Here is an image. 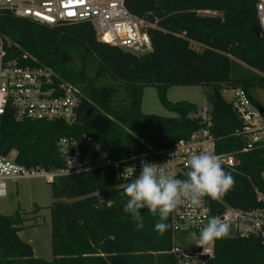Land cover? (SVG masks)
<instances>
[{"label":"trees","instance_id":"16d2710c","mask_svg":"<svg viewBox=\"0 0 264 264\" xmlns=\"http://www.w3.org/2000/svg\"><path fill=\"white\" fill-rule=\"evenodd\" d=\"M132 15L148 27L152 51L136 55L100 42L89 22L47 26L10 14H0V33L10 57L29 66H44L77 85L82 97L73 122L16 121L7 111L0 125V153L17 152L26 167L59 169L62 159L55 142L61 136L90 135L116 158L161 150L188 138L209 117L218 153H231L235 164L224 167L234 187L219 201L206 197L210 216L226 206L254 208V190L264 194V143L242 151V121L224 92L242 88L261 106L254 91H264V36L258 27L255 0H124ZM196 45L197 47L193 46ZM25 55L26 59H22ZM172 85H200L208 103L170 101ZM156 90L161 105L175 117L144 114V87ZM89 107L109 120L104 134L83 119ZM264 119V113L262 114ZM126 185L111 169L59 176L50 183L51 247L49 261L34 256L18 233L24 227L19 212L0 214V264H173L170 227L155 231L158 216L142 209L144 228L137 230L124 212ZM170 225L169 219L166 221ZM209 264H264V246L255 238L228 232L213 242Z\"/></svg>","mask_w":264,"mask_h":264},{"label":"built area","instance_id":"2783aa9c","mask_svg":"<svg viewBox=\"0 0 264 264\" xmlns=\"http://www.w3.org/2000/svg\"><path fill=\"white\" fill-rule=\"evenodd\" d=\"M255 10L258 28L264 33V0H255ZM1 13L47 26L89 22L100 42L136 55L152 51L148 27L154 25L129 13L124 0H0ZM22 59L26 56L23 55ZM227 92H230L231 104L242 121V151L260 146L264 143V119L258 106L250 101L242 88ZM81 97L77 85L65 81L50 68L29 66L23 64L20 58L10 57L7 40L0 33V125L7 111L12 112L16 121L58 120L70 124L76 117ZM201 117L204 126L188 138L180 139L165 149H149L138 156L116 158L109 149L85 134L80 137L61 136L56 140L55 147L62 159L59 169L26 167L17 162L15 150L0 153V197L7 196L6 182L9 180L42 178L52 183L59 176L105 168L111 169L127 185L138 176L142 160L158 165L167 163L168 171L175 172L177 178L185 179L187 159L201 151L219 156L223 167H233L234 155L216 151L210 119L206 115ZM254 193L258 207L226 206L217 217L228 225L229 233L241 238L259 239L264 246V194L257 189ZM208 217L210 210L206 197L200 207L184 201L169 216L173 264H209V259L213 257V243L201 247L200 252L193 255L190 250L198 243L200 229ZM180 238L189 240V245L180 244ZM198 255L207 256V260L201 261Z\"/></svg>","mask_w":264,"mask_h":264},{"label":"clouds","instance_id":"9594fccd","mask_svg":"<svg viewBox=\"0 0 264 264\" xmlns=\"http://www.w3.org/2000/svg\"><path fill=\"white\" fill-rule=\"evenodd\" d=\"M264 36V33H261ZM188 171L185 179L168 171V164L141 161L138 176L128 183L121 198L126 200L124 212L135 222L137 230L144 228L142 209L158 216L155 231L163 235L170 225L169 216L184 201L200 207L205 197L219 201L234 187L235 180L226 172L221 158L211 152L192 154L186 161ZM228 225L217 216H210L200 229L197 245L203 247L228 235Z\"/></svg>","mask_w":264,"mask_h":264},{"label":"rangeland","instance_id":"374dc122","mask_svg":"<svg viewBox=\"0 0 264 264\" xmlns=\"http://www.w3.org/2000/svg\"><path fill=\"white\" fill-rule=\"evenodd\" d=\"M194 47H197L193 44ZM255 97L264 108V91L255 90ZM166 98L170 101L185 100L194 103L204 111L208 103L200 85H172L166 90ZM227 101L231 100L230 92L224 93ZM140 108L144 114H155L164 117H175L176 113L165 109L152 86L143 89ZM201 115H205L204 113ZM5 197H0V214L14 215L19 212L24 227L19 231V237L28 242L34 256L43 260L53 258L51 247V226L49 206L53 202L50 183L42 178L9 180L6 182ZM194 239V238H193ZM193 241V240H192ZM180 244L189 245V240L180 238Z\"/></svg>","mask_w":264,"mask_h":264},{"label":"water","instance_id":"95a60500","mask_svg":"<svg viewBox=\"0 0 264 264\" xmlns=\"http://www.w3.org/2000/svg\"><path fill=\"white\" fill-rule=\"evenodd\" d=\"M251 32L257 39H261L263 37L261 35L262 32L257 26H252ZM258 109L260 114L264 113V108L262 106H258ZM92 113H93V108L92 107L87 108L83 113V119L89 120L88 121L89 127L93 131H95L98 134H104L110 126L109 120L99 113H95L93 115ZM190 250H191V254L193 255L194 253L200 252L201 247L195 244L192 247H190ZM198 258L201 261L207 260V256L205 255H198Z\"/></svg>","mask_w":264,"mask_h":264},{"label":"crops","instance_id":"0c3cea01","mask_svg":"<svg viewBox=\"0 0 264 264\" xmlns=\"http://www.w3.org/2000/svg\"><path fill=\"white\" fill-rule=\"evenodd\" d=\"M207 109V108H206Z\"/></svg>","mask_w":264,"mask_h":264}]
</instances>
